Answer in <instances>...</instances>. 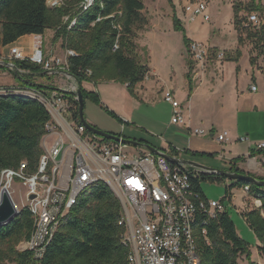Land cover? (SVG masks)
Listing matches in <instances>:
<instances>
[{"label":"trees","instance_id":"trees-1","mask_svg":"<svg viewBox=\"0 0 264 264\" xmlns=\"http://www.w3.org/2000/svg\"><path fill=\"white\" fill-rule=\"evenodd\" d=\"M61 0L49 5L47 0H0V48L28 34L41 35L52 30L53 41L60 40L67 55V69L81 89L84 101H98L95 92L82 87V82L95 83L99 80L116 81L133 92L137 83L148 74L146 61L139 53L138 31L148 24L142 0ZM251 12L263 9L256 0L235 4V27L249 32L252 48L261 54L263 29L251 30L243 26L245 16L239 10ZM73 23L71 24V22ZM174 27L181 29L182 23L175 17ZM239 39L242 41L241 33ZM189 49L191 40L185 38ZM239 51L236 52L237 60ZM227 60L231 57L227 54ZM12 62L20 72L0 64L1 72H8L21 87L32 88L48 96L58 91L51 83L36 79H51L55 74L43 73L41 65L24 59H4ZM191 91L190 72H187ZM71 94L70 91L66 92ZM72 117L78 120L77 102ZM112 116L116 115L108 111ZM49 114L42 103L17 94L0 95V171L16 168L26 160L33 168L42 153L40 140ZM117 118V117H116ZM147 143V141L140 139ZM170 153L175 154L173 149ZM191 156L212 154L185 151ZM261 154L264 149H251L248 156ZM244 156L230 159L228 170L244 173L237 167ZM264 166V163L262 164ZM264 179V176H255ZM226 178L210 173H201L194 178L195 187L204 195L200 180L223 181ZM249 186V195L259 199V208L244 209L241 214L255 233L257 250L264 257V186L238 180L225 186V195L231 196L232 186ZM205 196V195H204ZM121 214L119 199L107 185L96 181L90 185L70 209L64 221L45 248L40 259L33 257L30 250L18 248L20 242L29 238L33 218L27 207L5 225H0V264H126L128 247L122 243L123 227L117 221ZM210 244L199 241L201 264H238L236 258L248 253V243L236 232L228 210L219 212L207 226ZM252 264V263H250Z\"/></svg>","mask_w":264,"mask_h":264},{"label":"built area","instance_id":"built-area-1","mask_svg":"<svg viewBox=\"0 0 264 264\" xmlns=\"http://www.w3.org/2000/svg\"><path fill=\"white\" fill-rule=\"evenodd\" d=\"M91 1L86 0L84 7ZM60 2L47 0L52 6ZM206 10L204 0H188L184 7L190 21L196 17L209 21ZM243 26L263 29L260 55L264 58V7L247 13ZM10 54L11 58H28L48 74L69 77L65 73L66 58L74 53L65 50V59L48 58L39 43L28 57L17 47H11ZM207 55L206 45L191 41V60L202 63ZM61 88L63 90L46 96L19 85L0 86V95L17 94L35 99L44 105L50 116L44 125L40 140L42 153L35 166L30 168L23 160L16 168L0 171V191L3 183L6 188L14 180L22 182L26 188L25 206L32 215L33 226L29 238L19 243L21 250H30L34 258L40 259L81 194L94 182L101 181L121 204L117 223L123 227L122 243L128 247L126 264H201L198 243L202 240L210 244L207 226L219 212L227 210L222 201L208 199L195 187L194 178H199L203 172L185 164L171 163L143 148L139 153L129 152L127 147L131 145L88 131L79 119L72 117L77 98L65 90L75 88ZM255 89L252 85L251 90ZM163 98L172 107L171 122L185 126L182 105L174 92L164 90ZM191 133L203 135L204 131L195 128ZM225 138V132L215 137L219 143ZM256 147L264 149V141ZM241 187L245 195L250 196L249 186ZM30 194L34 195L31 199ZM254 199L252 208H259L260 200Z\"/></svg>","mask_w":264,"mask_h":264},{"label":"rangeland","instance_id":"rangeland-1","mask_svg":"<svg viewBox=\"0 0 264 264\" xmlns=\"http://www.w3.org/2000/svg\"><path fill=\"white\" fill-rule=\"evenodd\" d=\"M142 1L145 6L144 13L148 18V24L143 30L138 31L136 41L140 47L139 53L142 60L146 61L150 69H155L156 73L147 75L143 81L137 83L138 85L136 84L133 92H130L125 87L123 88L122 85H120L122 83L115 84L113 87L107 80H99L95 83H91V91L97 93L98 101L92 98L85 99L83 109L84 116L89 123L96 127L99 126L98 128L100 129L97 120H103L102 115H108L110 117L109 119L116 126L115 132L120 131L121 123L115 116L108 113V111H111V109L106 107L108 105L103 104L104 97L106 96L120 105L123 111H127L128 108L132 109L134 121L130 120L127 127L134 129L135 136H138L137 140L142 138L151 144L158 145L166 144V142L171 141L181 148H194L195 144L198 145L195 143L196 137L192 136L195 134L189 135L184 127L171 122L172 107L163 98L164 90L169 89L166 87H171L175 90V98L181 105H186L187 113L189 114L192 112L193 118L189 119L192 129L194 127H199V129L203 128L200 130H203L204 134L201 135V137H197L211 141L206 126H210L212 123L217 126H224L222 124L228 123V121L226 122L224 120H226L229 106L232 105V88L235 80L234 67L232 68V65L229 64L225 66L226 82L215 97H203V94H205L208 88L207 82H204L201 90H199L198 96H196L194 102L190 104L188 100H190L193 90L202 84L201 77L192 81V73L201 71L202 69L200 67V62L190 59L185 38L198 43L205 42L203 43L204 45H206V43L209 44V54L211 55L204 63V67L210 68L213 72L214 70H218L216 68L213 69L211 65L213 59L212 55L216 50L215 47L221 50L222 52L220 53L222 54H224V52L226 54L236 53L237 51H239V53H244L246 51L243 46L244 43H247L250 47L248 44L249 42H246L247 40L245 41L246 38H242L244 40L240 41L234 21L235 4L240 2L245 4L249 0H204L207 4L206 12L209 15V21H204L201 17H196L192 21L188 20V16L184 11V7L188 0ZM256 2L264 4V0H256ZM239 14H245L243 9L239 10ZM175 17L182 23L183 28L177 29L174 27ZM53 42L54 44L50 43L49 46L53 47V51L57 49L59 53L58 56H61L60 40ZM210 44L212 46H210ZM50 49H48L49 52ZM220 53H218V55ZM218 57L216 56V59H218ZM223 59L224 58L221 60ZM244 59L245 58L240 61L242 65H245ZM186 71L190 72L189 79L191 91L189 90L188 77L185 75ZM206 79L209 80V78ZM45 83H51L61 88L68 85V79L63 75L57 74L52 76L48 81H45ZM222 92L224 97H222ZM219 101L224 102V111L218 104ZM200 120H202V122H200ZM138 122H142V124ZM143 124L152 127H150L151 130L149 133L146 132L148 128H145L146 126ZM248 124L249 122L246 124L247 127ZM225 126L233 127L232 124H227ZM251 126L254 131H259L262 126L261 119L254 115ZM242 134L244 135L245 133L243 132ZM138 148L141 147L135 148L134 146H129L131 152L133 150H138ZM182 156H189V154L184 153ZM197 160L215 168L226 169L227 167V165H224V160L218 159V155L216 154H214V157H197ZM233 183L234 181L229 179L223 181L200 180L201 189L208 199L222 201L227 205L228 213L235 225L237 234L248 243V253L237 256L236 262L238 264H264V257L258 252L256 247L258 239L241 214L240 203L245 196L242 187L232 186L230 192L234 195V200H230L229 197L225 195V186H230ZM4 184L5 183L2 184V187L5 186ZM6 189L12 201L17 205L18 210L22 209L27 204L25 198L26 188L22 182L14 180L10 185H7ZM248 207L250 209V205ZM18 248L21 249L19 246Z\"/></svg>","mask_w":264,"mask_h":264},{"label":"crops","instance_id":"crops-1","mask_svg":"<svg viewBox=\"0 0 264 264\" xmlns=\"http://www.w3.org/2000/svg\"><path fill=\"white\" fill-rule=\"evenodd\" d=\"M262 5L264 7V4ZM246 14L247 12H245V14L243 15L246 17ZM249 32L246 29H243V28L240 29L241 37L246 38L245 41L247 40L246 42H249L248 44L250 45V47L247 45V43L246 44L244 43L243 46L245 47L246 51L244 53H240L237 60H235L236 58L235 52L227 53L231 57V59H229L228 62L226 58L227 54L225 52L222 57H218V53L222 51L215 47L216 50H215V53H213L212 55L213 59H212L211 65L213 69L216 68L218 70H214V72L211 71L210 68L204 67V63L210 58V55H211L209 54V47H208L209 44L206 43V46L208 47V55L205 61L200 63V67L202 70L192 73V81H194V79L197 80L199 77H201L202 84L198 86L195 90H193L191 94V98L190 100H188L190 104L193 103L195 97L198 96L199 90H201V87L204 84V82H207L208 88L205 91V94H203V97L205 96L206 97L212 96V98L215 97L216 94L219 93L220 88L226 82L225 81V70H224L225 66L229 64V65H232V68L234 67V72H235L234 79L235 80H234L233 88H232V93H233L232 105L229 106L228 114L226 115V120H224L226 122L228 121V123L224 122L225 124H222L224 126H217L214 123H212L210 126L209 125L206 126L208 128L207 132H209L208 135H210L211 141L205 140L203 138H199L201 137V135H192L196 137L195 143L198 144V145L195 144L194 148L193 147L192 148H189V147L181 148L179 145L171 141L166 142V144L164 143L162 145L152 144L153 146L160 148V149L168 150V151L170 149H173L175 151V154L178 155L179 157L192 159L200 163H203V162L197 160V157H204V156H209V155L182 156V154L186 153L185 151L212 154V156L210 157H214V154H216L218 155V159L222 161L224 160L225 162L224 165H227L226 168H228L229 166L230 159L235 158V157L244 156L245 159L243 161H239L237 163V167L240 170H242L244 173H251V174H254L255 176L256 175L264 176V166L262 165L264 163V156H262L261 154L260 155L257 154L251 157L248 156V153L251 149L256 150L257 149L256 145L264 141V58L260 54H258L257 50H255L254 48H252L253 50L251 49L252 47L251 39L248 38ZM53 33L54 32L52 30H46L41 35L28 34V35H23L19 37L13 43L0 48V60L11 59V54H10L11 47H17L24 56L28 57L33 52L34 45L39 44V43H41L43 54L45 57L49 58L51 56H57L62 59H65V50L62 47H60L61 56H58L59 55L58 50L55 49L53 51L52 49L53 47L49 46L50 43L54 44L52 40ZM210 46L212 45L210 44ZM48 49H50V52L48 51ZM53 53H55L56 55ZM216 56L218 57V59H216ZM222 58L224 59L221 60ZM243 58H245L244 59L245 65H242L240 63L241 59ZM147 67H148L147 75L151 73L152 74L156 73L155 69H150L148 65ZM185 75H187V71L185 72ZM65 78L68 79V85L63 86V87H67L71 89L77 87L76 80L73 77H65ZM206 78H209V80ZM36 80L38 82L45 83V80L43 78H38ZM108 82H110V85L112 87L115 86V84H120L114 81H108ZM91 83L92 82L84 81L82 82V87L88 91H91L92 90ZM16 85L18 84L11 74H9L8 72H0V86H16ZM120 85H122L123 88L124 87L126 88L125 84H120ZM252 85L256 86L255 90H251ZM166 88H169L173 92H175V90L171 87H166ZM222 97H224L223 92H222ZM103 102H104L103 104L108 105L106 107L111 109V111L116 115L117 120L121 123V127H120V131L115 132L116 126L109 119L110 117L108 115H105V116L102 115L103 120L101 119L97 120V122H99L100 129L126 137V138L137 139L138 136H135L134 129L127 127V124H129L130 120L134 121V114L132 112V109L128 108L127 111H123L120 105H118L114 100L106 96L104 97ZM218 104L220 105L221 109H223L224 111V102L219 101ZM186 109H187L186 105L182 104V113H183L186 125L181 126V127H184L187 133L191 135L192 134L191 131L194 128L199 129V127H194L192 129L191 121L189 119L193 118V114L192 112L188 114ZM254 115L259 117V119H261L262 121V126L259 131H254L251 126V123H253ZM200 122H202V120H200ZM247 122H249L248 127L246 125ZM138 123L142 124V122H138ZM227 124H232L233 127L231 128L230 126L228 127L225 126ZM143 125L146 126L145 128H148L146 132L149 133L152 127L147 126L146 124H143ZM200 129H203V128H200ZM223 132L226 133V138L223 142L219 143L216 141L215 137L217 134L223 133ZM243 132L245 133L244 135L242 134ZM139 139H142V138H139ZM127 151L131 152L129 150V146L127 147ZM142 151L143 149L138 148V150H133L132 152L139 153ZM234 199H235L234 195L231 194V200H234ZM254 200L255 199L253 197L248 196V195L246 197L245 195L243 197V200L240 203L241 204L240 210L242 211L244 209L246 210L249 209L248 207L249 205H250V209H252Z\"/></svg>","mask_w":264,"mask_h":264},{"label":"water","instance_id":"water-1","mask_svg":"<svg viewBox=\"0 0 264 264\" xmlns=\"http://www.w3.org/2000/svg\"><path fill=\"white\" fill-rule=\"evenodd\" d=\"M0 64H4L5 66L11 68L14 72H20L16 69V67L14 66L12 62H6L4 60H0ZM43 73H47V71H43ZM65 73L69 77H72V75L69 72L65 71ZM57 89L58 91L63 90L62 88H58V87ZM65 91L68 92V90H65ZM69 91L72 94H74L77 98V111H78V117H79L80 123L83 124L88 131L94 134H97L105 139H109L113 141H120L127 145L141 147L153 154L161 155L165 157L171 163L185 164L192 168L198 169L203 173H210L214 175L223 176L226 179L233 180V181L244 180V181L251 182L257 186H264V179H257L247 173H240V172L231 171L228 169L215 168V167L208 166L203 163L194 161L192 159L174 156L164 151L163 149L157 148L153 146L152 144L148 142L146 143L140 139L137 140L134 138H126V137L99 129L95 125H92L91 123H89L84 116V111H83L84 98H83L81 89L79 87H76L74 91L72 90H69ZM33 197L34 195L30 194L29 198L31 199ZM16 213H18V211L16 210L15 203L12 201L8 190L5 187H3L0 191V225L7 224L16 215Z\"/></svg>","mask_w":264,"mask_h":264},{"label":"bare ground","instance_id":"bare-ground-1","mask_svg":"<svg viewBox=\"0 0 264 264\" xmlns=\"http://www.w3.org/2000/svg\"><path fill=\"white\" fill-rule=\"evenodd\" d=\"M7 187V186H6ZM24 207H26V206H24ZM17 210V209H16ZM18 211V210H17Z\"/></svg>","mask_w":264,"mask_h":264}]
</instances>
